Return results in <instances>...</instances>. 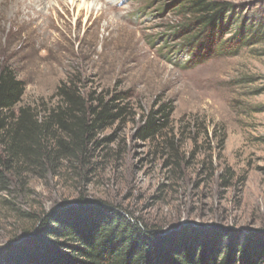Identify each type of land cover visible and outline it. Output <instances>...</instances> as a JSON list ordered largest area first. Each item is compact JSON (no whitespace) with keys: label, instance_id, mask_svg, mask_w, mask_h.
Wrapping results in <instances>:
<instances>
[{"label":"rangeland","instance_id":"1","mask_svg":"<svg viewBox=\"0 0 264 264\" xmlns=\"http://www.w3.org/2000/svg\"><path fill=\"white\" fill-rule=\"evenodd\" d=\"M217 1L246 8L248 19L264 8V0ZM180 7L0 0V66L26 85L15 111L55 105L68 84L124 109L97 135L85 168L31 176L11 195L22 212H51L83 196L160 230H233L241 243L264 233V36L237 56L192 50ZM160 110L168 118H154ZM150 118L161 126L144 139ZM3 197L0 248L31 227Z\"/></svg>","mask_w":264,"mask_h":264},{"label":"trees","instance_id":"2","mask_svg":"<svg viewBox=\"0 0 264 264\" xmlns=\"http://www.w3.org/2000/svg\"><path fill=\"white\" fill-rule=\"evenodd\" d=\"M173 1L185 8L183 28L187 35L195 34L192 50L237 56L264 36V8L253 9L256 14L248 19L244 12L249 10L230 2ZM25 88L11 66H0V194L4 205L31 222L0 248V264H264V233L241 243L233 230H160L119 207L83 196L51 212H22L9 198L27 187L29 177H46L64 164L74 171L85 168L97 135L124 111L95 104L72 84L58 89L51 107L15 111ZM162 114L160 110L154 118H168ZM154 118L141 129L142 138L149 139L161 126Z\"/></svg>","mask_w":264,"mask_h":264},{"label":"bare ground","instance_id":"3","mask_svg":"<svg viewBox=\"0 0 264 264\" xmlns=\"http://www.w3.org/2000/svg\"><path fill=\"white\" fill-rule=\"evenodd\" d=\"M11 1V0H10ZM75 1V0H74ZM10 3V2H9ZM84 8V7H83Z\"/></svg>","mask_w":264,"mask_h":264},{"label":"water","instance_id":"4","mask_svg":"<svg viewBox=\"0 0 264 264\" xmlns=\"http://www.w3.org/2000/svg\"><path fill=\"white\" fill-rule=\"evenodd\" d=\"M58 209V208H57Z\"/></svg>","mask_w":264,"mask_h":264}]
</instances>
